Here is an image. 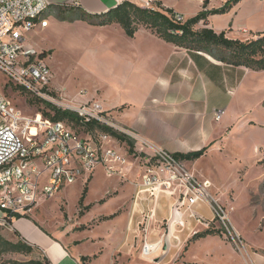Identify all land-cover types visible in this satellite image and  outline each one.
Returning <instances> with one entry per match:
<instances>
[{"label":"rangeland","instance_id":"rangeland-1","mask_svg":"<svg viewBox=\"0 0 264 264\" xmlns=\"http://www.w3.org/2000/svg\"><path fill=\"white\" fill-rule=\"evenodd\" d=\"M202 1L169 0L168 4L185 23L202 11ZM227 4L230 7L228 11L210 16L216 32L234 36L236 32L246 28L249 33L245 38L248 40L264 32L262 0H240L236 4H232V0H224L223 3L220 0H209V11L221 10ZM254 8H257V13ZM63 27H58L55 33H30L27 37L29 41L34 40V46H45L48 49L41 54L46 55L43 60L51 71L54 99L66 105H82L87 101L95 102L91 100L98 97L107 107L118 106L121 98L114 87L103 80L100 56L99 62H94L93 58L94 49L100 52L102 44H107L109 35L102 39L104 34L94 37V32H86L78 26ZM27 33H23V36ZM252 73V77L248 78L237 93V99L246 94L247 99L242 101L237 111L231 112L230 118L224 117L221 123L215 122V132L204 147V155L191 165L183 162L184 167L188 171L190 167L201 184H208L205 190L207 201L199 202L191 210L208 222L216 223L208 207V200L210 204L212 200L215 201L226 211L232 227L238 230L243 248L240 252L237 251L223 235L208 236L198 241L192 239L183 245L178 263L173 259L180 249L174 246L158 264H264V169L258 164L264 159V72ZM236 91H229V96L235 97ZM0 94L24 116L40 113L38 106L29 103L31 97L14 90L13 85L2 74ZM106 117L117 126L112 114L106 113ZM72 130L81 136L86 134L80 129ZM114 130L118 131L116 128ZM197 138L198 135H188L184 138L183 145H194ZM117 150L122 152L125 148L119 150L116 147ZM179 151L191 153L186 149ZM143 157L142 153H138L136 157L127 154V163L119 164L109 174L102 168L96 169L86 182L77 179L55 197L40 199L24 219H37L48 232L55 233L73 246H82L83 252L90 253L98 247L93 253L95 258L104 254L95 264H112V257L117 252V243L127 220L125 210L132 205L131 191L138 181ZM84 189L86 192L83 197ZM160 196L163 197L158 199L160 209L157 221L164 212L167 213L172 204L175 207L178 205L177 193L170 198L163 194ZM113 217L116 218L110 220ZM205 220L201 221L206 223ZM198 232L204 230L199 227ZM1 236L8 241L11 238L15 242L21 241L13 232L1 231ZM103 239L105 241L102 243ZM142 243L139 247L135 245L137 257H140ZM40 255L41 251L30 255L3 254L2 259L22 263ZM121 257V254L114 256L113 263L118 264ZM153 257L154 255L145 259L147 264H154ZM81 258L82 264H93L95 261L92 255ZM145 261L137 259L138 263L145 264Z\"/></svg>","mask_w":264,"mask_h":264},{"label":"crops","instance_id":"crops-1","mask_svg":"<svg viewBox=\"0 0 264 264\" xmlns=\"http://www.w3.org/2000/svg\"><path fill=\"white\" fill-rule=\"evenodd\" d=\"M47 1L50 6L41 18V21H46L47 25L41 27L40 22H38L31 31L25 34L23 36L25 46L39 52V54L43 51L47 52L48 49L45 46H34L32 43L34 40L29 41L28 34L55 33L58 27L64 28L63 26H78L86 32H94V37L104 34L101 37L102 39L109 35L107 36V44H102L100 52L94 49L93 58L94 62H99L98 56H100L103 80L110 87H114L121 100L118 106L112 105L109 107L98 97L91 101L98 102L105 113L113 115L118 127L134 136L133 140L135 141V151L137 153L148 156L151 154V147L162 148L173 155L176 153L185 154L179 151L182 149L190 152L202 149L212 139L215 132V122L221 123L224 117L225 119L230 118L231 112L237 111L242 101L247 99V94L237 99V93L248 78L252 77L254 71L224 64L205 53L175 47L158 39L150 31L143 28H140L133 38H129L115 24L99 27L79 20L62 22L57 18L61 7L67 9L66 16L77 11L100 15L125 1H130L143 8L171 9L174 12V9L168 4L169 0ZM220 1L221 3L224 2V0ZM262 1L264 2V0ZM261 8L263 9L264 5H261ZM206 10H210L209 0ZM257 12L258 10H256ZM204 27L200 23L196 29L199 30ZM207 28L212 29L214 32L217 31L212 26L210 17L208 18ZM248 33V30L243 28L236 32L234 36L226 33V37L247 41L248 39L245 36ZM44 55L41 54L43 59L46 56ZM229 91H236L235 97L231 98L228 94ZM245 110L247 109L245 108ZM217 112H219V119L215 118ZM188 135H198V138L194 145L186 147L183 143L184 138ZM143 143H146L148 147L143 146ZM263 161L264 159L258 164L263 166L260 164ZM194 162L185 163L191 165ZM189 171L195 175L190 167ZM88 178L80 180L86 182ZM131 192L133 193L132 205L125 210L127 220L117 243V252L114 255H122L120 261L122 264H126V262L128 264H142L137 262L138 258L145 261L152 255H154L152 258L154 264H158L174 246H178L180 249L173 259L178 263L183 245L190 242L195 234L203 233L198 232L199 227L204 231H218L222 235L214 223L211 222L210 229H206L205 222H198L197 218L200 220L205 219L200 217L194 210L192 214L195 218H190L188 212L177 211L173 204L167 213L164 212L157 221L160 209L158 201L163 196L159 195L160 198L158 196L157 199L147 195L134 198L135 191L133 187ZM165 197L170 198L167 195ZM114 218L116 217L110 220ZM205 221L208 223V220ZM12 229L13 233L22 242H26L41 251L44 260H47L50 264H82L80 262L82 261L81 257L85 255L96 257L93 253L97 251L98 247L93 252H83L81 251L82 246H73L70 242L55 235V233L48 232L37 219H15L12 222ZM235 230L239 233L236 228ZM10 240L15 242L12 238ZM104 241L103 239L102 243ZM141 242L155 246L154 252L147 258L141 256L143 243L140 247V257L135 254V245L139 247ZM101 256L93 259L95 260L93 264ZM113 257L112 264L115 261ZM37 259L40 258L37 257L34 260ZM145 264H147V261H145Z\"/></svg>","mask_w":264,"mask_h":264},{"label":"built area","instance_id":"built-area-1","mask_svg":"<svg viewBox=\"0 0 264 264\" xmlns=\"http://www.w3.org/2000/svg\"><path fill=\"white\" fill-rule=\"evenodd\" d=\"M49 6L47 0H0V74L42 104L73 112L81 125L96 122L116 128L133 140L131 133L115 127L98 102L66 105L52 96L50 69L35 50L25 46L23 38V33L31 31L38 22L46 27L47 22L41 18ZM177 20L182 21V17L178 15ZM215 118L219 119V112ZM143 146L148 147L146 143ZM116 147L124 150L110 135L95 132L81 136L63 122L43 118L41 113L24 116L0 94L1 230L13 232V220L25 218L40 199L55 197L77 179H87L98 168L109 174L119 164H126V149L124 153L117 150L118 153ZM143 160L134 184V198L147 195L157 199L162 194L170 197L177 193V211H186L195 218L191 208L207 201L208 184H201L183 162L162 148L151 147V154L144 155ZM208 207L215 226L240 252L242 239L226 211L213 200L212 204L208 200ZM204 224L210 227L211 222ZM154 250L155 246L143 243L141 256L147 258ZM43 257L42 254L37 260L50 264L43 262ZM0 264L11 263L0 256Z\"/></svg>","mask_w":264,"mask_h":264},{"label":"trees","instance_id":"trees-1","mask_svg":"<svg viewBox=\"0 0 264 264\" xmlns=\"http://www.w3.org/2000/svg\"><path fill=\"white\" fill-rule=\"evenodd\" d=\"M238 1L240 0H232V4H236ZM207 6L208 0H204L202 11L198 12L193 18L185 23L178 21V14L174 13L171 9L157 10L142 8L136 6L130 1H125L100 15H91L77 11L66 16L67 9L61 7L59 8L60 12L57 14V18L62 22L79 20L86 22L89 25L99 27L115 24L118 25L129 38H133L135 33L140 28H143L150 31L158 39L175 47L208 54L218 61L233 67H243L254 72L264 71V32L258 33L256 37L247 41L229 39L226 37V32L216 33L212 29L207 28L208 18L213 14L228 11L230 8L229 5L227 4L226 7L218 11L206 10ZM200 23L205 27L197 30L196 27ZM13 87L14 90L27 94L24 90L14 85ZM29 103L38 106L43 118L49 121L63 122L71 129H80L86 134L97 132L110 135L116 139L120 145L124 146L128 155L133 157L138 156V153L135 151L134 141L124 134L118 133L105 126H101L96 122L81 125L77 115L73 112L63 111L55 107L52 108L48 105L42 104L32 97L29 99ZM205 152L206 148H202L197 152H191L188 154L176 153L173 156L181 162H194L203 156ZM260 164L264 167V161ZM85 192L86 189L83 191V197ZM1 231L0 228V256L3 254L30 255L33 252L38 251L36 247H33L26 242H11L4 239L1 236ZM218 234V231L206 230L201 234H195L193 240ZM44 259L45 258L43 257V262L48 263L47 260ZM81 260H83V258H81ZM9 262L11 264H42V262L38 260H29L22 263L13 261Z\"/></svg>","mask_w":264,"mask_h":264}]
</instances>
